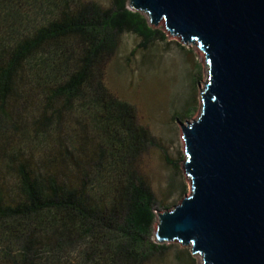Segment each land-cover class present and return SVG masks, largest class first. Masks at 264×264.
I'll list each match as a JSON object with an SVG mask.
<instances>
[{"label": "trees", "instance_id": "trees-1", "mask_svg": "<svg viewBox=\"0 0 264 264\" xmlns=\"http://www.w3.org/2000/svg\"><path fill=\"white\" fill-rule=\"evenodd\" d=\"M125 29L164 38L127 0H0V264H149L167 247L151 133L106 81Z\"/></svg>", "mask_w": 264, "mask_h": 264}, {"label": "water", "instance_id": "water-1", "mask_svg": "<svg viewBox=\"0 0 264 264\" xmlns=\"http://www.w3.org/2000/svg\"><path fill=\"white\" fill-rule=\"evenodd\" d=\"M206 56L197 118L180 122L190 192L157 212L154 241L203 264H264V0H128Z\"/></svg>", "mask_w": 264, "mask_h": 264}, {"label": "rangeland", "instance_id": "rangeland-1", "mask_svg": "<svg viewBox=\"0 0 264 264\" xmlns=\"http://www.w3.org/2000/svg\"><path fill=\"white\" fill-rule=\"evenodd\" d=\"M86 1L97 2L103 8L112 3ZM157 27L164 38L157 35L146 43L128 29L122 32L107 64L106 81L112 93L135 105L141 125L151 133L142 174L159 201V212L171 210L190 192L184 167L185 142L179 124L197 118L208 67L205 53L196 45L184 44ZM164 244L167 247L149 264H203L202 257L191 252V246L179 242Z\"/></svg>", "mask_w": 264, "mask_h": 264}]
</instances>
